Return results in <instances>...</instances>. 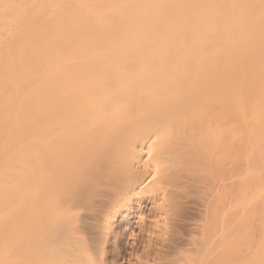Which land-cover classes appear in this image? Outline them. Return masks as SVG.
Wrapping results in <instances>:
<instances>
[{"label": "bare ground", "instance_id": "bare-ground-1", "mask_svg": "<svg viewBox=\"0 0 264 264\" xmlns=\"http://www.w3.org/2000/svg\"><path fill=\"white\" fill-rule=\"evenodd\" d=\"M0 264H264V0H0Z\"/></svg>", "mask_w": 264, "mask_h": 264}, {"label": "snow or ice", "instance_id": "snow-or-ice-1", "mask_svg": "<svg viewBox=\"0 0 264 264\" xmlns=\"http://www.w3.org/2000/svg\"><path fill=\"white\" fill-rule=\"evenodd\" d=\"M148 155L151 156V153H149Z\"/></svg>", "mask_w": 264, "mask_h": 264}]
</instances>
